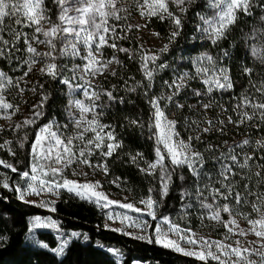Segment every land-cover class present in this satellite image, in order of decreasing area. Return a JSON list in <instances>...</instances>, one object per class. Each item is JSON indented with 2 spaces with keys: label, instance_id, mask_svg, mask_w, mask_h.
<instances>
[{
  "label": "trees",
  "instance_id": "1",
  "mask_svg": "<svg viewBox=\"0 0 264 264\" xmlns=\"http://www.w3.org/2000/svg\"><path fill=\"white\" fill-rule=\"evenodd\" d=\"M210 2L211 0H195L193 4H185L183 7L187 8V11L183 13L176 3H169V11L180 16L183 24L180 34L171 43L169 37L176 28L170 18L161 20L158 16H146L143 26L155 34L158 33L157 36L162 42V45L157 48L143 47L139 43L134 11L117 12L120 19H115L116 31L110 42L117 45V49H112L111 53L119 63H116L113 71L115 75L113 72L108 73L100 79L101 95L96 101L97 105L101 106L97 108L98 112L103 113L99 116L101 122L109 126V130L116 137V142L120 144L111 156L104 158L109 177L118 183L122 193L128 194L134 201L146 199L149 189H152L153 197L160 202L156 216H167L183 229H198L201 225V215L206 213L194 197L181 199L182 189L191 184L192 178L188 170L183 169L185 181L179 179V171L176 173L168 195L161 199L159 176L142 173L140 167L146 168L144 161H152L155 158L156 145L154 139L150 138L151 133L148 129L152 113L149 100L152 96H159L162 93L171 94V90L164 85V81L171 82L174 77L184 72L195 77L192 60L202 53L210 54L216 58L218 66L228 69V75L234 87L229 90H214L213 93L208 94L201 78L196 77L187 81V86L174 97V102L161 101V106L164 107L167 104L165 113L169 119L178 122V131L185 140L189 135L196 134L185 125V117L200 121L201 128L209 126L205 121H213L212 131L201 132V142H194V146L205 155V171L216 176L219 166L212 157L219 156L220 152H227L228 147L231 146L239 153L241 161L244 154L253 156L250 161L251 172L245 169L242 173L251 175V179L241 180L240 175L235 177V180L239 182L238 190L243 193L245 191L243 185L249 184L254 193H264V184L257 185L259 178L254 175L255 172L262 171L256 165L264 164L262 159L264 149L256 144L257 141L264 140V121L257 115L239 126L228 122L229 117L233 121L240 118L233 109L239 104L241 94H247L256 101L264 102V95L256 91V87L264 82V63L251 51L253 46L264 47V20H261V16H264V0H253L251 15H245L244 12L239 11L236 22L230 26L225 37L215 45L197 30V26L202 25L200 17L207 18L213 13ZM44 7L48 11H55L57 4L55 0H44ZM5 24L26 33L30 39L32 29L15 24V18H6ZM129 25L133 27L129 29ZM0 35H3L4 39H13L8 28H5ZM165 44H169V50L160 56L158 63H166L168 67L157 72L152 87L148 89V81L144 79L140 70V49L143 47L158 53ZM17 47L20 51H13L10 60L0 59V71L7 73L13 81L23 74L26 68L23 61L28 58L23 37L18 41ZM120 48L129 49V52H121ZM225 51L228 52L227 56H224ZM245 67L252 69L251 74H244ZM62 77L63 73L60 71L55 79L48 74L35 79L34 93L37 100L43 101L40 120L33 125H27V128L22 130L0 128V145H3L0 147V161L17 169L13 172L11 168L0 164V264H117V259L105 247L118 250L122 256V259L118 260L119 264H132L134 261L145 264H204L196 258L156 244L152 233L148 234V240H142L109 229L106 227L105 213L96 204L82 200L66 191H62L53 203L52 209L55 211H52V216L59 222L60 228L78 232L87 237L86 241L71 240L61 257L47 248L26 243L29 218L34 215H44L45 211L36 205L19 200L15 189L20 186V172L27 169L29 144L36 128L49 122H55L56 125L68 123L69 115L66 107L68 85L62 82ZM132 88H135V91L129 90ZM194 90L200 91L202 95L195 96ZM146 91L147 95H145ZM106 92H111L114 99L109 100L104 94ZM44 97L47 99H43ZM209 101L212 106L205 110L202 105ZM177 103L183 104L184 107L177 108ZM246 111L251 112L252 109L248 108ZM133 120L139 123H131ZM220 121H223V124L219 123ZM245 139L249 140L248 145H244L243 148L236 147ZM6 141L10 143H5ZM209 145L213 146L215 152L205 151ZM137 153H141L143 159L133 163L131 157ZM236 171L240 170L236 169ZM5 172L10 175L7 181L8 188L2 186ZM215 186L219 187V184ZM255 199V196H248L250 202H254ZM208 202H212L211 197L208 198ZM224 202L219 200L221 204ZM187 203H191L192 207L185 209L183 205ZM231 203L236 207L234 200ZM239 211L249 214L252 219L258 216L252 211L251 203L239 206ZM221 218L227 221L229 216L227 213H222ZM37 238L47 244L50 249L57 244L55 237L47 231H39ZM208 264H217V262L209 260Z\"/></svg>",
  "mask_w": 264,
  "mask_h": 264
},
{
  "label": "snow or ice",
  "instance_id": "2",
  "mask_svg": "<svg viewBox=\"0 0 264 264\" xmlns=\"http://www.w3.org/2000/svg\"><path fill=\"white\" fill-rule=\"evenodd\" d=\"M174 2L180 6L181 13L186 12L187 8L183 7L185 4H193L195 0H137L138 7L140 8V15L142 17L158 16L159 19L170 18L176 31L172 32L169 37V42H173L180 34L182 29V18L174 15L169 11V3ZM55 3L59 7L58 20L59 24H53L52 21L46 15V8L44 7V0H0V34L8 28L10 35L13 39H4L3 35H0V59H11L13 51H20L17 47L18 41L23 37L24 43L27 46L26 51L29 53L28 59L23 61L28 66V70L23 73L22 77H19L17 81L7 75V73L0 71V93L6 88L15 85L19 87V80H23L32 71V66L38 63V57H43L46 64L45 68H42L41 73H47L53 79L60 74V67L55 61L57 60L56 42L59 41L62 45L58 50L59 57L80 56L79 45L84 46V50L87 52L86 56H82L81 59L87 60L88 63L84 65L83 72L85 75L95 76L97 73L102 74L103 69L113 63H119L114 56L106 63L97 60V54L103 56L102 48L109 46L116 48L115 43L108 44L109 34L115 33L116 28L114 25H109L108 19L114 18L119 20L120 17L116 14L118 11H124L125 9H117L115 7L117 0H55ZM210 7L213 9V15L210 18L201 16L202 25L197 26V30L202 35L211 41L213 45L223 39L226 33L230 30V26L237 20V13L239 11L244 12L245 15L252 14L253 0H211ZM111 10H108V9ZM199 15V14H198ZM15 18V24L22 27L31 28L35 25V32L29 40L26 33H22L17 29L11 28L5 24V19ZM261 20H264V16H261ZM42 22L51 24V27L45 30L42 26ZM133 26L129 25V29ZM135 27L139 28V25ZM36 33H41L45 39L40 40ZM156 35H159L158 33ZM125 38V37H121ZM255 38V37H253ZM32 41L39 44H46L51 50L47 53H40L35 47H33ZM95 49V54H94ZM169 50V44H165L158 53L151 52L141 47L140 49V70L143 73L144 79L148 81L147 88L152 87V82L158 71H163L168 67L166 63H158L160 56ZM121 52H129V49L120 48ZM252 54L259 56L262 63H264V47L253 46ZM228 52H224V56H227ZM99 64L100 67H95ZM192 64L195 68V77L191 76L188 72H184L174 77L171 82L164 81V85L171 90L170 95L152 96L149 100V104L152 109L151 117L148 123V129L151 133L150 138L155 141L154 160L144 163L146 168L140 167L142 173H146L149 176L158 175L160 181V197L163 199L168 195L169 188L173 182V177L179 171V179L185 181L183 169H187L191 176V184L189 187H184L181 191V199L194 197L201 209L206 210L207 219L214 220L217 223L223 224L227 228L228 233L235 235V229L239 228L235 219L236 215H241L247 220L250 228L239 229L240 236H246L249 232L253 233L256 237L264 240V214H261V210L264 209V193L253 192L249 184H244V192L238 190L239 182L235 180V177L240 175L241 180L251 179V175H243V170L247 169L251 172L250 161L253 156L244 154L243 160L239 159V153L235 151V148L228 147L227 152H220L219 156H213L212 159L218 164V171L216 176H213L210 172L205 171L206 158L203 152L199 151L194 142H201V132L208 133L212 131L214 122L211 120L205 121L209 126L201 128V122L198 120H189L188 117L184 118L185 125L190 131L195 132V135H189L185 140L181 137V133L178 131V122L171 120L165 113V108L161 106V101L174 102V97L179 95L180 92L187 86V81L196 77L201 78L202 83L206 86V92L211 94L215 91L229 90L234 87L230 76L228 75V69L217 65V60L208 53H202L192 60ZM79 66L74 65V69ZM244 74H251L252 69L245 67L243 69ZM113 75L115 73L113 72ZM75 78V77H73ZM84 77L82 76L81 79ZM67 84L69 89H72V84L69 79L62 81ZM42 87V85H41ZM255 87V85H253ZM135 91V88L129 89ZM24 89H21L23 92ZM35 91V89H33ZM256 91L264 95V82L259 87H256ZM84 96L92 101L91 104L86 105L83 100H70L69 104L74 105L80 110L79 119L74 121L76 128H83V131L75 136L64 137L58 130V126L55 122H49L39 129L35 135V140L31 143V157L32 163L30 172L25 171L20 173L21 179L26 180L27 187H16L18 193L17 198L23 200L25 203L29 201L25 200L26 195H39L42 192H50L53 195H59L61 189L75 194L82 200L89 203H94L98 207L107 209L112 206H118L123 209H128L136 213L142 212V209L135 207L132 203H120L119 201H113L108 198L102 191L97 189L100 187V182L95 183L86 182L79 183L68 179L64 173L65 169L71 167L73 164L79 163L93 167L89 157L94 154V151H99L102 156H111L112 153L120 147V144L116 142V137L112 131H105L109 126L100 122L99 116L103 113H98L96 109L101 107L97 105L95 101L100 99L101 93L92 91L89 92L84 89ZM109 100H113L114 96L111 92L104 93ZM147 91L145 95H147ZM193 94L200 97L202 93L198 90H194ZM43 99H47L44 97ZM239 104L233 109L239 114V120L233 121L229 117V123H236L237 126L252 120L257 115L260 120L264 121V102L256 101L254 98H250L247 94H241L239 98ZM212 106L211 101L205 103L202 107L207 110ZM43 107V101L40 105L34 106L36 109ZM177 108H183V104H176ZM194 108L195 106H189ZM13 108L10 103L4 102L2 95H0V111ZM251 108L252 111L248 112L246 109ZM91 113L92 118L87 119L86 113ZM42 115L41 111H34V116L39 117ZM35 123L34 119L25 120L24 125H30ZM133 124H138L139 121H131ZM219 123L223 124V121ZM22 125L17 124L16 127L20 128ZM142 126V125H141ZM92 132L94 135L92 138L86 139L85 133ZM75 141L83 143L84 147H80ZM106 141H108L106 143ZM5 143H10L6 141ZM249 140L245 139L241 144L236 145L238 148H243L244 145H248ZM257 146L264 149V140L256 142ZM3 145H0L2 147ZM23 147V143L21 144ZM107 151H103L104 148ZM205 151L215 152L213 146L209 145ZM143 159L141 153H137L131 157L133 163H137ZM264 159V158H262ZM5 167L11 168L13 172L17 169L10 164H5L0 161ZM139 167V164H137ZM95 167L102 168L107 174V166L98 164ZM256 167L264 171V164H257ZM239 169L240 171H236ZM262 171L254 173L257 180V185L264 184V175ZM74 175H87V173L73 172ZM119 180V178H117ZM116 181H113L115 183ZM219 184V187L215 185ZM4 188H8L7 178L2 183ZM207 193V195H205ZM248 196H255L254 202L248 200ZM211 197L212 202H208V198ZM219 200L225 201L223 204L219 203ZM235 201L236 207H234L231 201ZM140 204L145 205L147 209V215L152 217L153 220H157L156 211L159 207V201L152 195V189H149V195L146 199H141ZM251 203L252 211L258 214L257 219L250 218L249 214L241 213L239 206L247 205ZM41 207L45 206L41 202ZM185 209L191 208V203L184 204ZM55 211V209H52ZM222 213H227L229 219L227 221L222 220ZM121 223L129 221L128 226L139 227L143 230L147 222L137 223L135 218L131 219L127 214L108 213L107 218L114 220L121 217ZM201 219H204V215H201ZM167 225L165 230L162 226ZM231 225V227H230ZM56 223L52 220H42L40 217H34L31 221L29 233H32L37 228H55ZM107 227V225H106ZM116 230V229H114ZM125 235L130 233L125 232ZM80 234L73 232L71 237H78ZM155 243L162 244L165 248H172L174 251L180 252L185 256L195 257L199 261H203L204 264H208L209 260L216 261L217 264H264V243H261L260 249H254L252 247H240L241 241H236V247L228 245L223 241L207 240L201 238L197 240L194 238L195 234L191 233V229H183L178 224L173 222L169 217H161L155 228ZM175 236L176 239L170 238ZM137 239H147L145 236H138ZM85 239L87 237L85 236ZM230 239V235L225 236V240ZM149 242H151L149 240ZM187 244L189 246H199V251L185 249L182 246ZM69 241L62 240L60 246L54 249L56 255H63L65 248ZM252 242H249L251 244ZM41 247L47 248L48 245L42 243ZM103 247V246H101ZM109 253L114 256H118V250L107 249ZM247 253V255H245ZM258 255V260H253V255ZM235 257L233 260L232 258ZM117 264L119 261L117 260Z\"/></svg>",
  "mask_w": 264,
  "mask_h": 264
},
{
  "label": "rangeland",
  "instance_id": "3",
  "mask_svg": "<svg viewBox=\"0 0 264 264\" xmlns=\"http://www.w3.org/2000/svg\"><path fill=\"white\" fill-rule=\"evenodd\" d=\"M142 2H143V0H140V3H142ZM115 7L117 9H125L124 10L125 12L126 11H129V12L134 11L133 16L136 19L137 25L140 26L136 30V32H137V35L139 37V43L141 44V46L157 48V47L162 45V42L159 40L158 36L154 32L146 29L143 26V23H144L146 16L142 17L140 15L141 10L138 7L137 0H117ZM108 10H111V9L109 8ZM119 12L120 11H118V13ZM213 14L214 13H212L207 18H210ZM46 15L52 21L53 24H59L60 23V21L58 20V15H59L58 5H57V8L55 11L54 10H52V11L47 10ZM108 23H109V25H114L115 19L109 18ZM42 26L45 30H47L51 27V24H49L47 22H42ZM35 27H36L35 25H33V27H31L32 30H31V36H30L29 40H31V37L35 32ZM36 35L38 36V38L40 40L45 39V37L41 33H36ZM113 37H114V33H110L109 39H108L109 45L112 44L110 42V39H112ZM32 44H33V47H35L37 49V51L40 53H47L51 50L46 44H39V43H36L35 41H32ZM61 46L62 45L60 44V42L57 41L56 42L57 52L54 54L57 55L58 58L55 61V63H57L59 66H61L60 71H61V73H63L62 80L69 79V81L73 87L71 90L68 87V92H67V105H66V107H67V113L69 115L68 123L64 124V125H56V124L55 125L58 126V130L63 134L64 137H68V136H75L78 133L83 131V128H79V129L76 128L75 123H74V121L76 119H79L80 110L78 108H76L74 105H70L69 101L70 100H83L86 105L91 104L92 101L89 100L88 98H86L83 94L84 89H87L89 92L95 91V92L100 93V87H99L100 79L105 77L108 73H112L114 71V69L116 67V62L114 61L113 63L108 65L106 68H104L102 74L97 73L95 76L85 75L83 72V68H84V65L88 63V61L81 59L82 56L87 55V52L84 50V46L82 44L79 45L80 56H77V57H71V56L59 57L58 50ZM112 49L116 50L117 48L104 46L102 48L103 56H100L97 54V60H100V61H103L104 63H106L108 60L112 59L113 58L112 53H111ZM94 54H95V49H94ZM28 56H29V53H28ZM37 59L39 62L32 66V71L29 72L28 76L24 77L23 80H19V87H16L15 85H13L11 87L6 88L2 93H0V95H2L4 102L10 103L13 105V108H11V109H7L5 111H0V128L6 129V130L17 131V130H22V129L27 128V125L26 126L24 125L25 120L34 119L35 123L38 120H40L41 115L38 118L34 116V111H37V110L40 111L41 110V109L34 108V106L40 105L41 102H40V100H37V98H36V94L33 91V85H34L35 79L37 77L47 75V73L46 72L41 73V71H40L42 68H45L46 62H45L44 58L38 57ZM74 65L79 66V67L74 69ZM95 67L98 68V67H100V65L97 64V65H95ZM27 70H28V66L26 65L24 72ZM22 76H23V74L20 77H22ZM82 76L84 77L83 79H81ZM73 77H75V78H73ZM15 81H17V79L14 80V82ZM21 89H24V91L21 92ZM95 103L97 104L96 101H95ZM96 111L98 112V109H96ZM86 117H87V119H91L92 114L90 112L86 113ZM99 120H100V118H99ZM100 122H101V120H100ZM35 123H33V124H35ZM17 124H20L22 126L20 128H17L16 127ZM33 124H30V125H33ZM46 124H48V123H46ZM46 124H43L39 128H36V131L34 133H32V136H31L32 139H31V142L29 144L30 145L29 146V163H28L27 169L25 171L30 172V167H31V163H32L31 143H32V141L35 140V135L39 131V129ZM105 131H110V130H109V128H107V129H105ZM93 135H94V133H92V132L85 133L86 139L92 138ZM107 142L108 141H106V143ZM75 143L78 144L81 148L84 147L83 143H81L80 141H75ZM103 151L106 152L107 148L105 147L103 149ZM104 158H106V157L102 156L98 150L94 151V154L91 157H89V160H90L93 167H89L87 165L76 163V164H73L71 167L65 169L64 175L68 179L73 180V181H77L81 184L86 183V182L95 183V182L99 181L100 187L97 190L102 191L105 195L108 196V198L110 200L119 201L120 203H132L135 207L142 209V212L136 213V212H133L131 210L123 209V208H120V207L115 206V205L110 207V208H107V209L99 207L105 213L106 225L109 229L116 231L118 233H122V234H124L125 232L130 233L128 236H132L135 238L138 236L147 237V239H142V240H148V234L152 233L154 235V238L156 239V236H155L156 225L159 222V219L161 217H164V216H160V217L157 216V220H153L152 217L147 215V209H146L145 205L140 204L139 201H134L128 194L121 192V188L119 187L118 183L117 182L113 183L114 180L109 177L108 171H107V174H105V172L102 168L95 167L98 164L105 165L104 164ZM25 171H22V172H25ZM74 171L80 172V173H87V175H83V174L74 175L73 174ZM22 172H20V173H22ZM3 177H4V179L7 178V181L10 179V175L7 172L3 173ZM20 180L21 181H20L19 187L26 188L27 187L26 180L21 179V176H20ZM62 191H66V190L61 189L59 191V194ZM66 192H68V191H66ZM17 195H18V193H17ZM24 199L29 201L28 204L36 205L40 209L45 211L44 215H34V216H31L29 218V228L31 226V221L34 217H40L42 220H49L50 219L56 223L55 228H37V229H34L32 233H29V231H28V233L26 234V238H25V241L27 244L41 246L42 242L39 241V239L37 238V233L39 231L50 232L55 237L56 243H57L56 246L52 249L47 247V249L51 250L53 253H55L54 249H56L60 246L62 240H68L70 242L73 239H80V240L86 241L85 236L80 234V233H79L80 235L78 237H71V233H73L75 231H65L64 229L60 228L59 222L52 216V205L58 199V195H53L50 192H42L39 195H35V194L34 195H26ZM21 201L24 202L23 200H21ZM41 202H43L45 206L41 207L40 206ZM108 213L127 214L129 216L130 220L135 218L137 220V223H143V222H147V223H146L145 228L143 230H141V228H139V227L128 226L129 221H125L122 224L120 222L122 219V216L118 217L114 220H109L107 218ZM261 214H264L263 210L261 211ZM257 218H259V217L257 216ZM257 218H255V219H257ZM235 219L237 221V224L239 225V228L235 229V232H236L235 235L229 234L227 228H225L223 226V224L217 223L214 220L207 219V213L204 214L203 220L200 219L201 225L198 229H191V228H185V229H191V233L195 234L194 238L197 240L204 238L207 240L223 241L224 243L231 245L233 247L237 246L236 241L239 240V241H241L240 247H242V248L243 247H252L254 249L259 250L260 245H261V243H264V240H261V238L256 237L251 232H249L246 236H240L238 234L239 229L242 228V229L247 230L250 228V225L248 224L247 220H245L243 217L236 215ZM162 227L165 230L167 229V225H163ZM230 227H231V225H230ZM114 229H116V230H114ZM76 233H78V232H76ZM226 235H230V239L225 240ZM170 238L176 239L175 236H170ZM249 242H252V243L249 244ZM181 243H182V246L186 250L190 249V248L192 250H195V251L200 250L198 245L189 246L187 244H183V242H181ZM158 245L162 246V244H158ZM109 248L110 247H105L106 250ZM111 249H113V248H111ZM170 249H172V248H170ZM174 252H177V251H174ZM177 253L182 254L180 252H177ZM245 255H247V253H245ZM61 256H63V255H60L58 257H61ZM114 257L117 260L122 259V256L119 252H118V256H114ZM193 258H195V257H193ZM232 259L234 260L235 257H233ZM252 259L258 260L259 257H258V255L254 254L252 256ZM132 264H145V263L140 262V261H134ZM230 264H231V262H230Z\"/></svg>",
  "mask_w": 264,
  "mask_h": 264
}]
</instances>
